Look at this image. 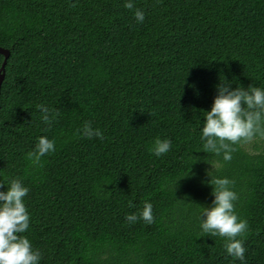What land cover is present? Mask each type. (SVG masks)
Returning a JSON list of instances; mask_svg holds the SVG:
<instances>
[{
  "label": "trees",
  "instance_id": "obj_1",
  "mask_svg": "<svg viewBox=\"0 0 264 264\" xmlns=\"http://www.w3.org/2000/svg\"><path fill=\"white\" fill-rule=\"evenodd\" d=\"M128 2L0 0V191L16 178L29 189L19 235L39 264H264V138L233 145L231 161L201 139L221 83L264 89V0ZM40 137L55 151L36 165ZM157 138L171 140L161 156ZM211 177L234 182L244 261L201 228Z\"/></svg>",
  "mask_w": 264,
  "mask_h": 264
},
{
  "label": "clouds",
  "instance_id": "obj_2",
  "mask_svg": "<svg viewBox=\"0 0 264 264\" xmlns=\"http://www.w3.org/2000/svg\"><path fill=\"white\" fill-rule=\"evenodd\" d=\"M125 7L131 10L134 5L129 0ZM135 18L142 23L144 12L137 9ZM218 92L211 111L206 112L201 137L204 141L203 152L215 155L223 153V159L231 161L232 152L236 151L233 145L251 142L257 135L264 138V89L252 86L245 90L239 86L233 90L232 86L221 83ZM37 109L43 113L45 123L50 124L55 119V115L50 119L47 106L40 104ZM52 111L59 114L55 109ZM82 131L88 138H104L103 133L94 129L91 122H86ZM170 148L171 140L157 138L153 152L161 156ZM54 151L55 141L40 137L35 151H30L27 158L38 165L42 157ZM210 184L214 188L212 194L215 199L210 209L202 207L201 228L208 236L226 238L227 253L244 261L246 249L243 240L238 237L247 233L248 222L240 219L235 212L234 202L238 200V195L231 190L234 182L227 178L211 177ZM3 187L4 184H0V188ZM28 193L29 189L19 178L11 180L7 192L0 191V264H39L41 259V252L33 249L28 238L19 235L29 228L30 216L24 203ZM139 215L148 224L153 223V205L145 202ZM126 219L135 222L138 216L129 214Z\"/></svg>",
  "mask_w": 264,
  "mask_h": 264
},
{
  "label": "water",
  "instance_id": "obj_3",
  "mask_svg": "<svg viewBox=\"0 0 264 264\" xmlns=\"http://www.w3.org/2000/svg\"><path fill=\"white\" fill-rule=\"evenodd\" d=\"M0 55H3V62H2V65L0 67V88H1V85H2V82H3V79H4V73H5V66H6V63H7V60L10 56V52L6 49H2L0 48Z\"/></svg>",
  "mask_w": 264,
  "mask_h": 264
},
{
  "label": "rangeland",
  "instance_id": "obj_4",
  "mask_svg": "<svg viewBox=\"0 0 264 264\" xmlns=\"http://www.w3.org/2000/svg\"><path fill=\"white\" fill-rule=\"evenodd\" d=\"M260 143H261L260 141H251L245 146V148L248 151L253 152V151H256L257 149L256 147H259Z\"/></svg>",
  "mask_w": 264,
  "mask_h": 264
}]
</instances>
